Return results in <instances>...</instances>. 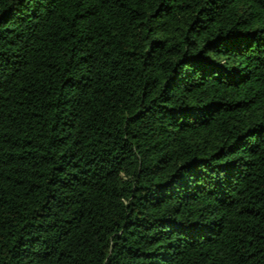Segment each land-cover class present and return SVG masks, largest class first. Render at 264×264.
Wrapping results in <instances>:
<instances>
[{"label": "trees", "instance_id": "obj_1", "mask_svg": "<svg viewBox=\"0 0 264 264\" xmlns=\"http://www.w3.org/2000/svg\"><path fill=\"white\" fill-rule=\"evenodd\" d=\"M0 264H264V0H0Z\"/></svg>", "mask_w": 264, "mask_h": 264}]
</instances>
